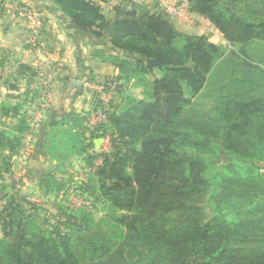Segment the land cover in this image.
I'll list each match as a JSON object with an SVG mask.
<instances>
[{"label":"trees","instance_id":"16d2710c","mask_svg":"<svg viewBox=\"0 0 264 264\" xmlns=\"http://www.w3.org/2000/svg\"><path fill=\"white\" fill-rule=\"evenodd\" d=\"M100 1L53 0L51 12L118 69L99 83L121 104L88 137L75 127L82 118L74 126L54 116L46 143L51 157L84 156L93 170L76 190L93 203L58 204L55 222L43 219L41 205L9 179L27 124L0 130V151H9L0 153V264H264V53L246 52H264V0H188L238 45L229 54L244 57L229 59L228 72L210 84L226 60L223 47L180 33L164 11L129 1L109 18ZM130 84L143 88L140 98L126 91ZM92 103L104 107L97 97ZM106 133L111 152L95 166L87 150ZM71 183L49 173L40 186L64 195Z\"/></svg>","mask_w":264,"mask_h":264},{"label":"crops","instance_id":"0c3cea01","mask_svg":"<svg viewBox=\"0 0 264 264\" xmlns=\"http://www.w3.org/2000/svg\"><path fill=\"white\" fill-rule=\"evenodd\" d=\"M5 1L7 2L0 0V130H16L22 119L27 124V129L22 133L21 146L12 159L13 182L9 179L11 187H15L26 199L43 206L44 196L54 197L56 200L59 196H64V192H43L40 181L44 174L71 178L73 183H79L93 170L85 163L84 156L68 154L66 158L60 159L49 155L46 143L51 136L53 117H69L74 126L82 118L83 123L75 127L84 128L85 136L88 137L94 128L88 122L95 111L90 97L95 94L93 86L100 85L99 82L103 80L115 79L118 69L108 60L95 57V42H89L87 35L72 28L57 9L51 12L55 8L53 0H31V6L38 9L42 18V22L37 25L38 36L33 34L28 19L25 18L26 22L22 16L24 14L16 11L9 13ZM129 1L147 10L163 11L164 1L177 3L179 0H102L99 3L105 15L111 18L114 6H127ZM189 12L190 20L176 15L169 17L180 33L205 35L210 42L223 48L226 45L238 46L227 41L204 16ZM104 49L107 53H112L108 47ZM20 68L26 70L20 73ZM90 74L97 81H93ZM134 89H139L141 95V87L131 84L128 85L127 92L131 93ZM103 93L105 99L101 102L110 112L120 106V97L113 88ZM139 95L134 94L140 98ZM2 107H16L18 113L5 114ZM110 140L109 133L94 136L92 147L87 152L96 155V160L101 158L102 154L109 152ZM0 153L8 155L9 151L2 149ZM68 163L72 166L78 164L84 169L86 178L76 180L78 178L73 177Z\"/></svg>","mask_w":264,"mask_h":264},{"label":"rangeland","instance_id":"374dc122","mask_svg":"<svg viewBox=\"0 0 264 264\" xmlns=\"http://www.w3.org/2000/svg\"><path fill=\"white\" fill-rule=\"evenodd\" d=\"M6 4L8 6L7 8H8L9 13L12 14L15 11L16 6L17 7H21V9H19V12H22V14H24L22 16L25 19V18H27V14L31 13V10H32L36 14L37 20L39 21V24L42 22L41 14L38 13V9H36L34 5L31 6L32 5L31 0H24V1H21V0H7ZM26 22H27V20H26ZM29 22H30V19H29ZM236 47L233 46V45L232 46L231 45L230 46L226 45L224 47V49L226 51L225 54L227 55L224 59H226V60L220 61L214 66L213 71H212V73H211V75L209 77V84L218 82L220 80L221 76L228 72V70H229V62H228L229 59H243L244 58L243 56H240V55H231V54H229L230 51L236 49ZM246 52L253 54L255 57H258V59H262V58L259 57V55L264 53L263 50H260V49H255L254 48L253 50H251L250 47H248L246 49ZM155 75H157V74H155ZM93 87H95V86H93ZM141 89L143 90L142 87H141ZM131 93H133V95L134 94H136V95L140 94L139 93V89H134V90H132ZM141 95H139V96H141ZM103 96L105 97L104 93H103V95H101V98ZM90 97L92 98V100H93V98L96 99L95 95H91ZM102 99H101V101L104 100V99L103 100ZM108 151H109L108 153L111 152V145H110V148H108ZM105 154H106V152H105ZM74 161L77 162L76 160H74ZM100 161H102V157L98 158L96 160V164L95 165H98L100 163ZM68 169L72 173V175H74L73 176L74 178L75 177L78 178L76 180L82 181V180H84L86 178V175L83 172L84 169L80 168V166L78 164L72 166V164L70 163ZM262 171L264 172V169H262ZM10 176L11 175H9V177ZM4 184L5 185L9 184V179L7 177L4 178ZM78 185H79V183H77V182L73 183V184L71 183L70 184V189L68 190V192L65 193L64 196H59L58 200H56L54 197L47 198V197L44 196L42 201H43V203L45 202V204L43 206L41 205L42 208H41V210L39 212L40 216L43 219H46L48 222L53 223V222H55V216L57 215V212H58V207H57L58 204L59 205H64L66 208H70V209H72L74 207H77L78 205H89V206H91L92 203H93L91 198L89 199L85 194H83V193L79 192L78 190H76V188H77L76 186H78ZM0 186H1V183H0ZM1 189L2 188L0 187V192H1ZM0 195H2V193ZM35 197H37V196H35ZM5 204H6V202L4 200H0V212H1V210L4 207ZM0 223H1V221H0ZM0 235H1V228H0ZM191 264H193V263H191Z\"/></svg>","mask_w":264,"mask_h":264},{"label":"built area","instance_id":"2783aa9c","mask_svg":"<svg viewBox=\"0 0 264 264\" xmlns=\"http://www.w3.org/2000/svg\"><path fill=\"white\" fill-rule=\"evenodd\" d=\"M164 9L163 11L170 17L173 15H176L178 17H182L185 20H190V12H189V4L188 0H179L177 3H166L164 1ZM19 9L21 7H17L15 11L19 12ZM26 10V9H25ZM22 14V12H19ZM28 21L30 19V28H32L33 34L38 36V26H39V21L37 20V16L34 13V11L31 10V13L27 14ZM38 25V26H37ZM94 93L96 94L95 96L99 98L100 100L105 97L103 96L101 98V95H103V87L101 85H97L93 87ZM102 99V100H103ZM106 111L107 107L100 108L92 113V115L88 118V122L93 126L96 127L99 123L103 122L106 119Z\"/></svg>","mask_w":264,"mask_h":264},{"label":"water","instance_id":"95a60500","mask_svg":"<svg viewBox=\"0 0 264 264\" xmlns=\"http://www.w3.org/2000/svg\"><path fill=\"white\" fill-rule=\"evenodd\" d=\"M75 82V81H74ZM78 84H80V83H78ZM10 179L12 180V182H13V178H12V176H10Z\"/></svg>","mask_w":264,"mask_h":264}]
</instances>
